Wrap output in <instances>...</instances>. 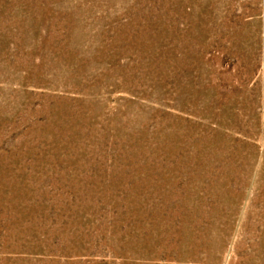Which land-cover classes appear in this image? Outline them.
<instances>
[{
  "label": "rangeland",
  "instance_id": "obj_1",
  "mask_svg": "<svg viewBox=\"0 0 264 264\" xmlns=\"http://www.w3.org/2000/svg\"><path fill=\"white\" fill-rule=\"evenodd\" d=\"M0 264H264V0H0Z\"/></svg>",
  "mask_w": 264,
  "mask_h": 264
}]
</instances>
